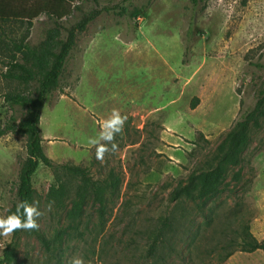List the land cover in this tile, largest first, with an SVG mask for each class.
I'll return each instance as SVG.
<instances>
[{
    "label": "rangeland",
    "instance_id": "obj_1",
    "mask_svg": "<svg viewBox=\"0 0 264 264\" xmlns=\"http://www.w3.org/2000/svg\"><path fill=\"white\" fill-rule=\"evenodd\" d=\"M95 9L101 14L77 35L58 88L45 99L39 130L54 164L109 185L104 213L77 179L40 165L33 204L49 251L29 230L0 235V264L6 247L11 264H264L262 252L237 246L246 227L264 242V102L243 135L226 140L264 88V0H71L60 21L40 15L31 27L4 25L0 39L37 46L58 27L64 39L63 29ZM5 87L16 85L0 79ZM2 92L0 125L25 113L4 103ZM113 110L126 127L113 141L118 150L98 160L89 140ZM27 141L0 138V218L15 201ZM178 185L190 199L173 198ZM51 186L61 190L60 203L47 201ZM164 218L172 227L151 255Z\"/></svg>",
    "mask_w": 264,
    "mask_h": 264
},
{
    "label": "trees",
    "instance_id": "obj_2",
    "mask_svg": "<svg viewBox=\"0 0 264 264\" xmlns=\"http://www.w3.org/2000/svg\"><path fill=\"white\" fill-rule=\"evenodd\" d=\"M28 0H0V30L4 35V25L24 22L27 27H31L32 22L40 15L60 21L69 15V3L71 0H43L41 4L34 3L30 10H25L24 3ZM94 5L97 0H91ZM101 11L93 10L82 16L81 20L63 29L65 38H60L59 31H50L46 39L37 46H30L24 40L14 43L3 42L0 39V59L3 62L4 72L0 74V79L5 84H15L16 87H5L3 92L0 89L4 103L8 104L12 110L19 107L25 110L22 118L11 114L2 125H0V138L7 134H14L27 137L26 158L22 162L17 182L15 186V201L7 216L17 212V205L27 202L32 205L35 200L32 188V177L37 168L41 165L49 169L55 177L58 174L77 179L90 193L93 204L98 206L100 217L104 213V194L109 185L105 181L93 180L88 173L77 166L69 164H54L43 152L42 139L39 130V121L46 97L58 88L59 80L62 76L65 62L75 45L78 34L84 32L86 27L93 22ZM62 30V29H61ZM35 84L36 87H28ZM255 107L242 114L234 123L226 140L234 144L246 131L254 115L259 112L264 102V88L259 92ZM198 99H193L190 110H194ZM126 124V123H125ZM126 126L124 125L123 128ZM121 134V133H119ZM197 140H203V135L196 133ZM117 137V136H116ZM115 137V138H116ZM195 144V143H192ZM184 196L191 198L190 191L186 187L178 185L173 191V198L179 199ZM48 202H61V190L51 186L47 193ZM23 210H21L22 213ZM172 227L170 218H164L159 230L152 236L148 253L154 254L156 248L162 243L166 230ZM35 239L40 243L45 251H49L50 243L39 233L38 229L29 230ZM19 230L12 232L13 236H18ZM240 243L237 245L239 251L245 254L262 252L264 254V242H258L244 228L241 232ZM4 250L1 264H11L12 251ZM232 253L228 254L229 258Z\"/></svg>",
    "mask_w": 264,
    "mask_h": 264
},
{
    "label": "clouds",
    "instance_id": "obj_3",
    "mask_svg": "<svg viewBox=\"0 0 264 264\" xmlns=\"http://www.w3.org/2000/svg\"><path fill=\"white\" fill-rule=\"evenodd\" d=\"M125 119L119 111L113 110L110 117L103 122L98 136L90 138L89 143L96 148V159L102 160L106 152L115 153L118 150V145L113 141L115 136L122 132ZM21 210H23L22 213ZM40 215L41 213L34 204L21 202L17 205L16 213L0 218V235H8L15 230L37 229L36 220ZM71 264H84V262L82 259L74 258Z\"/></svg>",
    "mask_w": 264,
    "mask_h": 264
}]
</instances>
